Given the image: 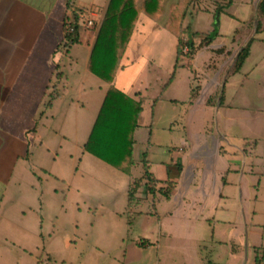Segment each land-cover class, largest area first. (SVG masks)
I'll return each mask as SVG.
<instances>
[{
    "label": "crops",
    "instance_id": "crops-1",
    "mask_svg": "<svg viewBox=\"0 0 264 264\" xmlns=\"http://www.w3.org/2000/svg\"><path fill=\"white\" fill-rule=\"evenodd\" d=\"M198 1L205 0H164L162 14L156 20L141 13L120 61L113 86L141 104L140 115L147 98L156 106L169 92L174 95L175 90L177 94L168 96L167 101L174 105L189 102L187 129H182L185 146L172 147L168 157L159 162L151 161L147 153H144L148 171L158 181L157 189L168 181L175 183L170 198L161 196L157 201L174 198L175 203L183 207L187 198H201L204 201L217 198L215 207H219V199L231 197L238 188L243 192L242 183L237 185L233 178L238 177L241 165L254 166L258 159L247 153L249 139L254 137L258 141L264 139V136L254 134L250 129H231L226 125L223 129H206L204 121L201 125L204 116L200 114L208 110L211 113L218 102V117L221 116L220 109H224L223 120L226 124L233 121L236 112L251 115L252 106L243 100H252L251 88L255 85L259 88L264 86V19L258 13L262 0H249L255 10V17L250 18L252 26H246L240 32L237 25H228L229 22H243L239 13H230L229 9L238 2L248 3V0H232V4L221 15L219 37L213 43L199 47L202 42L200 36L212 30L214 14L220 6L212 1L209 8H200L195 5ZM68 2L78 7L93 6L100 12L107 6V0H0V245L18 247L20 253L14 257L21 258L23 253L35 254L44 207L41 199L43 192L39 194L43 188L41 182L48 175L56 179L65 177V172H53L52 168L50 170L44 166L42 161L48 156L46 153L54 151L58 156L60 151L67 161V167H71L80 154L83 157L89 154L85 152L84 146L109 88V85L88 70L101 21L94 34L84 31L83 25L79 23L80 43L71 46L68 53L60 47L64 39ZM179 2L181 11L185 13L182 27L186 29V37L190 38L193 34L200 37H194L198 52L213 50L225 59L212 75L207 74L205 80L196 78V86L189 84L186 87L176 85V60H172L171 69L166 70L170 72L164 76L166 79L163 77L164 80L156 85L155 94L148 97L145 92L148 87L152 88L148 78L155 69L151 65L155 60L138 51L137 54H142V58L149 62L138 66L137 57L130 54L134 53L131 48H135L133 46L136 44L139 46L140 42L133 40L150 31L155 36L169 33L176 38L177 58L178 40L175 34L166 29V24L172 6ZM248 44L249 55L240 70L235 71L236 59ZM187 61L190 67L195 59L193 57ZM51 93L58 97L46 109L45 104L50 100ZM138 120L133 136L134 152L138 143L136 135L140 129ZM196 124H200V128ZM156 130V134H159L163 129ZM151 139L152 134L148 141ZM143 160L144 157L142 164ZM131 170L128 175H131ZM132 181L127 191V204L130 206L129 189L135 182ZM140 191L142 188L138 190L136 199ZM140 194L139 199H142ZM205 209H202V214L199 213L198 222L203 219ZM155 215H158L157 212ZM235 224L237 228V220ZM14 257L9 258L11 262L7 258L0 259V262L15 264Z\"/></svg>",
    "mask_w": 264,
    "mask_h": 264
},
{
    "label": "rangeland",
    "instance_id": "rangeland-1",
    "mask_svg": "<svg viewBox=\"0 0 264 264\" xmlns=\"http://www.w3.org/2000/svg\"><path fill=\"white\" fill-rule=\"evenodd\" d=\"M212 1L217 6L228 2L205 0L195 5L209 8ZM252 6L248 0L247 4L238 2L230 8L229 12L239 13L243 22H229L228 25H237L240 32L246 26H252L250 18L255 17ZM164 35L155 36L150 31L133 40L140 42L139 46L136 44L135 48H131L134 53L130 54L137 57L138 66L149 63L142 58V54H137L138 51L155 60L151 64L155 69L148 78L152 88L148 87L145 92L148 97L155 94L156 85L166 79L164 76L170 72L166 70H170L172 60H176V38L169 33ZM193 57L195 62L190 67L187 56L180 59L176 68V85L196 86V78L205 80L207 74L212 75L225 59L213 50H197ZM253 88L252 100H243L252 106L251 115L236 112L233 121L226 124L224 109H220L221 116L218 117L217 102L214 111L200 114L204 116L201 125L204 121L206 129H223L225 125L231 129H250L254 134L264 136V86L259 88L255 85ZM174 95L169 92L156 106L150 98L143 103L134 152L136 164L131 175L89 154L84 157L80 154L73 165L67 167L60 151L58 156L54 151L47 152L48 156L42 161L44 166L52 168L53 172H65V177L56 179L48 175L41 182L43 188L39 194L43 192L41 199L44 207L35 254L23 253L21 258L14 257L20 253L19 248L7 244L5 247L0 245V259L7 258L11 262L9 258L14 257L15 264H264V139H249L247 153L258 159L254 166L241 165L238 177L233 180L237 181V185L242 183L243 192L238 188L231 197L219 199V207H215L217 198L206 201L187 198L183 207H179L174 198L157 201L162 195L145 192V188L140 191L142 199H139V192L131 206L127 204L130 182L140 180L143 175V154L147 153L148 159L159 162L168 157L172 147L185 146L182 129H187L189 102L174 105L167 101L168 96ZM194 122L197 123V119ZM201 125L196 124L199 128ZM156 129L163 130L156 134ZM203 208H206L203 219L198 222ZM33 239L36 240L34 236Z\"/></svg>",
    "mask_w": 264,
    "mask_h": 264
},
{
    "label": "trees",
    "instance_id": "trees-1",
    "mask_svg": "<svg viewBox=\"0 0 264 264\" xmlns=\"http://www.w3.org/2000/svg\"><path fill=\"white\" fill-rule=\"evenodd\" d=\"M163 2L164 0H107L106 8L101 12V24L88 63V70L109 85V88L84 150L127 174L135 165L133 136L137 128L141 104L115 88L113 82L140 14L144 13L153 20L158 19L162 14ZM231 4L232 0H228L225 6H220L216 10L212 30L200 36L202 42L198 45L199 47L209 45L219 37L221 15L224 9ZM179 6H181L180 2L172 6L166 24V29L175 34L178 40L175 69L183 56H187L191 60L198 48L194 42V37H198V35L193 34L190 38L186 37V29L182 27L185 13L181 11ZM70 8L71 3L68 2L67 10ZM258 13L264 19V0L259 4ZM76 20H78L77 16ZM258 26H260V23H258ZM80 33L79 23L76 21L73 33H64V39L60 47L68 53L71 46L80 43ZM186 47L188 48L187 54L184 53ZM249 48L250 44L239 53L235 62V71L240 70L245 62L249 55ZM58 76L60 75L58 74ZM174 76L175 73L170 81ZM57 97V94L51 93L50 100L45 104V108H50L51 102ZM142 162L144 175L130 186L129 203L131 204L136 200L138 190L143 187L153 194L157 191L163 197L170 198L175 183L168 181L160 189H157L158 181L148 171L145 154Z\"/></svg>",
    "mask_w": 264,
    "mask_h": 264
},
{
    "label": "built area",
    "instance_id": "built-area-1",
    "mask_svg": "<svg viewBox=\"0 0 264 264\" xmlns=\"http://www.w3.org/2000/svg\"><path fill=\"white\" fill-rule=\"evenodd\" d=\"M76 16L78 20H76ZM76 21L83 25L84 31L94 34L100 24L101 15L99 11L92 7H78L71 4V8L68 10L64 20V32L73 33ZM184 53H188L187 47L184 48Z\"/></svg>",
    "mask_w": 264,
    "mask_h": 264
}]
</instances>
